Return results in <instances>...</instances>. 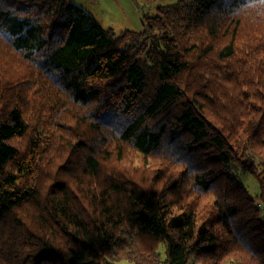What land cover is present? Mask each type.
I'll list each match as a JSON object with an SVG mask.
<instances>
[{"label": "trees", "instance_id": "16d2710c", "mask_svg": "<svg viewBox=\"0 0 264 264\" xmlns=\"http://www.w3.org/2000/svg\"><path fill=\"white\" fill-rule=\"evenodd\" d=\"M144 25L0 0V264H264V0Z\"/></svg>", "mask_w": 264, "mask_h": 264}, {"label": "rangeland", "instance_id": "374dc122", "mask_svg": "<svg viewBox=\"0 0 264 264\" xmlns=\"http://www.w3.org/2000/svg\"><path fill=\"white\" fill-rule=\"evenodd\" d=\"M106 29L117 35L124 30L141 32L147 17L155 15L160 6L172 5L177 0H73ZM161 251V250H160ZM162 252H165L164 250ZM165 254L163 253V258ZM112 264H132L127 260ZM191 264H193L191 262Z\"/></svg>", "mask_w": 264, "mask_h": 264}]
</instances>
